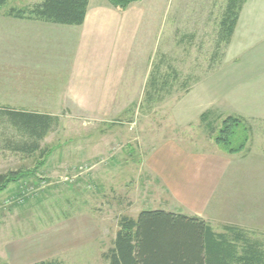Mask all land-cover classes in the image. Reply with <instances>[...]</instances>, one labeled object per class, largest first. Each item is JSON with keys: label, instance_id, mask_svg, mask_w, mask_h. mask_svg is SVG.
Here are the masks:
<instances>
[{"label": "rangeland", "instance_id": "1", "mask_svg": "<svg viewBox=\"0 0 264 264\" xmlns=\"http://www.w3.org/2000/svg\"><path fill=\"white\" fill-rule=\"evenodd\" d=\"M39 1L0 8V107L59 119L40 142L49 151L41 163L38 153L3 149L2 133L13 130L0 127V173L29 174L0 192V264H108L102 253L122 215H193L148 168L168 141L229 157L200 212L217 232L244 229L264 252V0H245L228 43V0H140L125 9L92 0L94 15L109 16L103 29L26 27L33 20L8 15ZM243 108L256 114L241 116ZM228 116L244 119L231 146L246 140L233 152L215 142Z\"/></svg>", "mask_w": 264, "mask_h": 264}, {"label": "trees", "instance_id": "2", "mask_svg": "<svg viewBox=\"0 0 264 264\" xmlns=\"http://www.w3.org/2000/svg\"><path fill=\"white\" fill-rule=\"evenodd\" d=\"M9 0H0V8ZM111 6L125 9L140 0H106ZM245 0H228L222 20L226 42L230 40ZM89 0H40L29 9L11 8L8 15L20 19L41 20L61 25H81L85 20ZM204 119V117H203ZM58 117L49 113L0 107V127L12 128L13 134L2 133L3 149L33 156L39 163L49 152L40 142L58 124ZM244 119L228 116L222 121L215 142L233 152L231 146ZM210 132L214 127L209 125ZM46 153V154H45ZM20 171L0 173V192L21 176ZM217 232L210 223L197 215H186L161 209L141 210L137 218L122 215L112 246L102 257L108 264H264V252L257 240L246 236L244 229L230 224ZM7 264V263H1ZM36 264H60L56 260Z\"/></svg>", "mask_w": 264, "mask_h": 264}, {"label": "crops", "instance_id": "3", "mask_svg": "<svg viewBox=\"0 0 264 264\" xmlns=\"http://www.w3.org/2000/svg\"><path fill=\"white\" fill-rule=\"evenodd\" d=\"M91 1L92 0H89V5L83 24L78 26H80L81 28L84 26L86 28L87 25L89 29H93V26L95 27L96 25H98L97 29H103L107 26L105 24L107 20L102 19L107 18L109 16L105 13V11L102 13H100V11H97V13L94 15L91 12V9H89L91 6ZM90 13H92L93 15H91ZM240 16L241 11L238 16L237 24L239 23ZM16 20L17 21H15L14 25H17L18 22L21 21L20 19ZM27 20L33 21H26V27H31V25L29 24H34V26L36 27H38L39 25L49 28H53L55 26H71L53 24L34 19ZM103 21H105V23ZM89 25L91 27H89ZM62 28L64 27H59L58 31H61ZM67 28L68 27H66V29L64 30H67ZM260 98H264V96H260ZM28 111L49 113L46 111L39 110ZM245 111L246 109L244 110L243 108L241 110H238L237 112L241 116L256 114H249L250 112ZM261 124L263 125L264 122H262ZM228 160L229 157L225 154L202 151L194 152L193 150L190 151L189 149L177 142L168 141L167 143L161 144L159 148L155 149V151L151 155H149L147 159V165L152 174H155V178L160 179V182L163 185L164 193H167V189V196L168 194L169 197L174 196L178 199L176 201H179L180 205L183 204L186 205L188 209L190 207L191 209L195 210L196 212H193V215H197L209 222L210 220L208 219V216H205V212L201 213L200 209L203 206H205L204 209H206L208 204H210L214 186L217 185L219 181L223 178V174L225 172V167L228 163ZM189 201L192 202V205L189 204ZM172 207L173 206H171V208ZM204 209L201 210L203 211ZM168 211L175 212L176 210Z\"/></svg>", "mask_w": 264, "mask_h": 264}]
</instances>
